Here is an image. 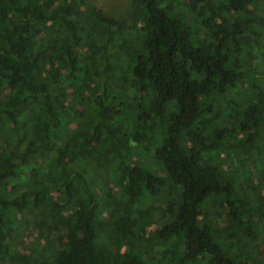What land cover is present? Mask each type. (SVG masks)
<instances>
[{
  "label": "trees",
  "instance_id": "16d2710c",
  "mask_svg": "<svg viewBox=\"0 0 264 264\" xmlns=\"http://www.w3.org/2000/svg\"><path fill=\"white\" fill-rule=\"evenodd\" d=\"M0 0V264H264V0Z\"/></svg>",
  "mask_w": 264,
  "mask_h": 264
},
{
  "label": "rangeland",
  "instance_id": "374dc122",
  "mask_svg": "<svg viewBox=\"0 0 264 264\" xmlns=\"http://www.w3.org/2000/svg\"><path fill=\"white\" fill-rule=\"evenodd\" d=\"M105 13L118 18H126L133 9L132 0H93Z\"/></svg>",
  "mask_w": 264,
  "mask_h": 264
}]
</instances>
